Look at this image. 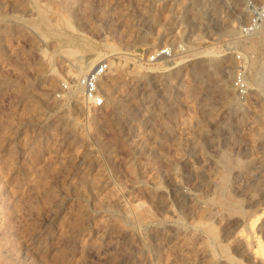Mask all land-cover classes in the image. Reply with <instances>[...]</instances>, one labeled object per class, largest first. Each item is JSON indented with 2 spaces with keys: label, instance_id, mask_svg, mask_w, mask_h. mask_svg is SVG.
I'll return each mask as SVG.
<instances>
[{
  "label": "rangeland",
  "instance_id": "374dc122",
  "mask_svg": "<svg viewBox=\"0 0 264 264\" xmlns=\"http://www.w3.org/2000/svg\"><path fill=\"white\" fill-rule=\"evenodd\" d=\"M103 61L90 108L76 83ZM262 245L264 0H0V264Z\"/></svg>",
  "mask_w": 264,
  "mask_h": 264
},
{
  "label": "built area",
  "instance_id": "2783aa9c",
  "mask_svg": "<svg viewBox=\"0 0 264 264\" xmlns=\"http://www.w3.org/2000/svg\"><path fill=\"white\" fill-rule=\"evenodd\" d=\"M169 50L163 49L157 53V58L152 61H157L160 58H168ZM109 70V63L103 61L98 68L90 71L87 75L78 80V84L82 88L84 103L87 107L100 109L105 105V97L100 90V83ZM77 86V85H76ZM243 91V85H239Z\"/></svg>",
  "mask_w": 264,
  "mask_h": 264
},
{
  "label": "bare ground",
  "instance_id": "6f19581e",
  "mask_svg": "<svg viewBox=\"0 0 264 264\" xmlns=\"http://www.w3.org/2000/svg\"><path fill=\"white\" fill-rule=\"evenodd\" d=\"M94 67V66H93ZM92 68V67H91ZM93 70H94V68H92ZM92 71V70H91ZM90 72V71H89ZM255 78V77H254ZM255 82V81H254ZM82 92V91H81ZM80 94V93H79ZM82 99H83V97H82ZM222 191V190H221ZM224 191V190H223ZM224 198V197H223ZM224 200V199H223ZM227 201V200H226ZM231 201V200H230ZM233 202V201H232ZM229 204V203H228ZM235 204V203H234ZM257 221V220H256ZM253 224H254V222H252ZM255 224H256V222H255ZM253 226H255V225H252V228H253ZM250 227H251V225H250ZM252 228H251V230H252ZM250 231V230H249ZM250 233V232H249ZM248 233V234H249ZM251 235V234H250ZM251 237V236H250ZM255 238V237H254ZM246 239V238H245ZM249 239V236H248V238H247V240ZM261 239V238H260ZM249 242V241H248ZM257 243H258V241H257ZM261 248H263L264 249V245H262V247ZM263 258V257H262Z\"/></svg>",
  "mask_w": 264,
  "mask_h": 264
}]
</instances>
